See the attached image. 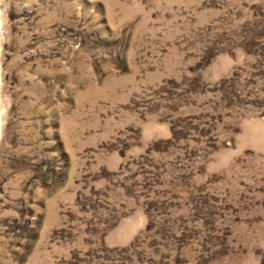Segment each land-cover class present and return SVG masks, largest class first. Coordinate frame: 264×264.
<instances>
[{
	"label": "rangeland",
	"instance_id": "rangeland-1",
	"mask_svg": "<svg viewBox=\"0 0 264 264\" xmlns=\"http://www.w3.org/2000/svg\"><path fill=\"white\" fill-rule=\"evenodd\" d=\"M0 264H264V0H0Z\"/></svg>",
	"mask_w": 264,
	"mask_h": 264
}]
</instances>
